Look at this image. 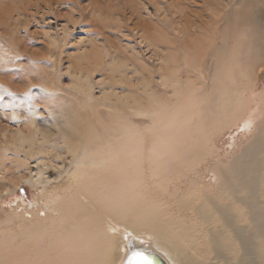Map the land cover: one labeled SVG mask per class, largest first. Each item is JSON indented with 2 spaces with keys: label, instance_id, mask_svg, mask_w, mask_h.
<instances>
[{
  "label": "bare ground",
  "instance_id": "1",
  "mask_svg": "<svg viewBox=\"0 0 264 264\" xmlns=\"http://www.w3.org/2000/svg\"><path fill=\"white\" fill-rule=\"evenodd\" d=\"M254 2L261 3L254 20L261 27L257 33L262 37L257 58L264 70V0ZM94 46L83 53L84 60L79 63L101 65L102 50L97 49V44ZM121 69L127 70L125 63ZM132 70L135 77H140V82L133 84L139 94L122 97L108 85L110 90L105 92L102 88L104 92L93 99L95 103L89 108L91 121L104 136L89 126L90 121L85 124V135H68L67 127L59 126L53 136L49 128L43 130L36 124L39 104L25 100V108H21L20 100H14V91L24 90L6 83L12 100H0V111L16 125L23 122V127L15 128L9 142L17 151L27 154L35 168L22 183L33 187L50 183V191L41 195L50 202V214L54 213L46 231L53 244H49L43 259L36 255L31 263L91 264L98 254H103L96 264H123L132 247L156 254L165 264H264V119L253 121L254 108L246 107L256 101L257 109H264V95L255 96V82L250 83L243 73L234 80L231 74L224 75L212 67L210 84L201 88L187 81L182 85L175 72H161L158 85L168 90L166 98L171 93L169 101L153 88L151 73L144 66L138 67L142 73L135 67ZM72 78L80 92L90 88L89 79L81 81L78 75ZM246 93L251 97L247 99ZM86 95L89 96L88 92ZM99 105L113 116L109 123L114 124L107 126L100 119ZM20 108L30 115L29 119L22 120ZM124 108L131 115L148 118L149 124L142 127L128 121L129 115H119ZM52 119L57 124L56 117ZM234 125L236 134L229 136L231 142L220 154L210 145L211 139ZM6 132H2L3 137H8ZM46 153L50 159L44 158ZM1 160L4 159H0V168L4 170L8 166ZM144 166L155 182V190L164 197L160 203L154 197L149 199L152 193L145 183ZM48 167L57 178L46 175ZM173 176L180 180L174 188ZM55 181L61 183L53 184ZM99 183L103 185L102 191ZM4 194L12 192L5 190ZM117 213L121 217L131 214V220L137 222L133 226L128 223L129 227L115 217ZM59 226L64 230L63 237L52 231ZM31 232L26 234L27 245L34 244ZM36 236L45 237L43 233ZM25 248H21L20 255L10 252L8 257L0 256L4 261L0 264H30L27 257L31 255Z\"/></svg>",
  "mask_w": 264,
  "mask_h": 264
},
{
  "label": "rangeland",
  "instance_id": "2",
  "mask_svg": "<svg viewBox=\"0 0 264 264\" xmlns=\"http://www.w3.org/2000/svg\"><path fill=\"white\" fill-rule=\"evenodd\" d=\"M7 1L0 0V79H4V84L0 83V100H12L7 94L6 83L23 89V92L14 91V100H20L21 108H25V100L28 103L33 100L39 104L36 124L43 130L49 128L53 136H56L54 134L59 126L67 127L68 135H77V132L85 135L87 122L90 121L89 126L95 125L91 121L89 110L95 103L93 99L100 98L104 91L108 92V85H112L122 97L126 94H139L133 84H137L140 77H135L132 69L135 67L138 73H142L138 70L141 65L151 73L153 88L159 94H164L162 97L169 101L172 95L169 93L166 98L168 90L159 88V74L172 71L182 85L191 82L195 87L201 88L203 84H210L212 67L224 75L231 74L234 80L243 73L251 80L250 83L255 82V96L264 95V70L259 66L257 58L258 41H262L257 33L261 32V27L254 20V14L260 13L256 8H261V3H253V0ZM156 29L159 30L158 33ZM52 40L56 45L52 44ZM92 46L102 50L101 56H106L104 64L101 56L100 66L85 61L79 63L84 58L83 53L91 51ZM106 59L109 60L108 63ZM117 62L120 63V68ZM124 63L127 68L125 71L121 69ZM73 75L80 76L81 81L89 79L87 86L90 88L86 92H80ZM102 88H105L104 91ZM247 89L251 92L249 87ZM87 92L89 96L86 95ZM248 93L245 94L247 99L251 97ZM141 102L145 104V100L142 99ZM256 103L258 102L247 103L246 107L254 108L251 112L253 121L260 122L264 119V109L258 110ZM121 110L119 115H129L128 121L142 127L149 124L148 118L131 115L125 108ZM21 111L19 114H22V120L30 118L27 112L23 109ZM259 112L260 115L257 116ZM97 114L103 122H107V126L114 124L109 123L113 116L107 115L104 106H97ZM53 116L56 117L57 124L54 123ZM20 126L23 127V122L16 125L0 111V159L7 163L4 165L8 167L4 170H9L0 168V256L3 258L6 254L8 257V253L13 255L26 247V253L31 255L26 256L30 258L27 262L32 264L31 260L36 259V255L43 259L53 244L47 233L50 225H47L53 219L50 215L54 213L50 214V202L41 195L43 191H50V183L45 187L22 183V180L30 178L35 168L32 167L30 157L17 151L9 142L11 134H15V128ZM94 127L97 134L104 136L98 126ZM2 132H6L8 137H3ZM235 134L236 125L231 129L226 128L211 139L210 145L221 154L231 142L229 136ZM62 138L63 135L59 140ZM48 150L50 149L47 147L46 152ZM237 154L238 152L232 156ZM48 155L46 153L44 158L50 159ZM144 172L145 183L150 194L152 193L148 197H154L155 202H159L164 197L158 189L155 190V182L149 178L146 166ZM46 175L57 178L56 172L50 167L46 170ZM173 177L172 188L180 181ZM57 183L61 181L53 184ZM99 184L102 191L103 185ZM5 190L11 191L13 195H5ZM94 214L91 215L92 218ZM130 216L121 217L117 213L115 217L131 227L137 221L131 220ZM31 231L34 244L27 245L26 234H32ZM52 231L63 237L61 235L64 230L60 226ZM40 233L45 237L36 239L35 236ZM98 255L97 259L103 254ZM1 257L0 261L4 262ZM21 258L22 256L20 261ZM97 259L94 258L95 261L91 264H96Z\"/></svg>",
  "mask_w": 264,
  "mask_h": 264
},
{
  "label": "water",
  "instance_id": "3",
  "mask_svg": "<svg viewBox=\"0 0 264 264\" xmlns=\"http://www.w3.org/2000/svg\"><path fill=\"white\" fill-rule=\"evenodd\" d=\"M133 252H142L144 253L149 261L151 262V264H165L164 261L159 257L157 256L156 254H153L151 252H148V251H137L136 249H133L132 247L128 249V253L123 261V264H128V260H129V257L131 256V254Z\"/></svg>",
  "mask_w": 264,
  "mask_h": 264
},
{
  "label": "snow or ice",
  "instance_id": "4",
  "mask_svg": "<svg viewBox=\"0 0 264 264\" xmlns=\"http://www.w3.org/2000/svg\"><path fill=\"white\" fill-rule=\"evenodd\" d=\"M128 264H151V262L144 253L133 252L129 257Z\"/></svg>",
  "mask_w": 264,
  "mask_h": 264
}]
</instances>
